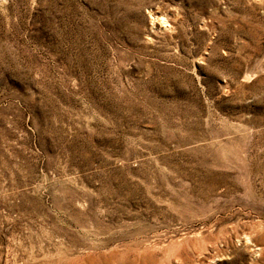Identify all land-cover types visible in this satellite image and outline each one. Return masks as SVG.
<instances>
[{"label": "rangeland", "instance_id": "374dc122", "mask_svg": "<svg viewBox=\"0 0 264 264\" xmlns=\"http://www.w3.org/2000/svg\"><path fill=\"white\" fill-rule=\"evenodd\" d=\"M0 264H264V0H0Z\"/></svg>", "mask_w": 264, "mask_h": 264}, {"label": "bare ground", "instance_id": "6f19581e", "mask_svg": "<svg viewBox=\"0 0 264 264\" xmlns=\"http://www.w3.org/2000/svg\"><path fill=\"white\" fill-rule=\"evenodd\" d=\"M156 18H157L158 20H161V17H159V16H157Z\"/></svg>", "mask_w": 264, "mask_h": 264}]
</instances>
